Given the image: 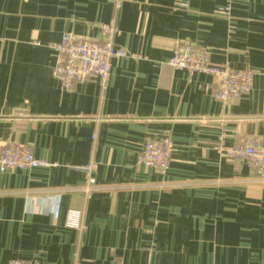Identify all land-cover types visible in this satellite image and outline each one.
I'll return each instance as SVG.
<instances>
[{"label":"crops","instance_id":"obj_1","mask_svg":"<svg viewBox=\"0 0 264 264\" xmlns=\"http://www.w3.org/2000/svg\"><path fill=\"white\" fill-rule=\"evenodd\" d=\"M121 2V7L117 3ZM0 0V144L48 163L0 172V264H264V182L225 155L264 144V0ZM116 19L102 86L53 76L66 32L95 40ZM208 48L216 65L256 71L227 103L216 78L168 64L176 46ZM170 136L166 174L138 164ZM83 229L67 227L70 211Z\"/></svg>","mask_w":264,"mask_h":264},{"label":"built area","instance_id":"obj_2","mask_svg":"<svg viewBox=\"0 0 264 264\" xmlns=\"http://www.w3.org/2000/svg\"><path fill=\"white\" fill-rule=\"evenodd\" d=\"M234 0H225L221 12L230 18ZM122 3L118 2L117 7ZM119 27L116 19L100 25L98 39L78 38L72 32H66L62 40L53 47L57 61L53 67V76L64 90H69L77 81L85 82L96 76L101 85L106 86L111 76L113 59L139 58L136 53L118 47L115 43ZM168 64L174 69L185 70L189 74L204 73L216 78L217 85L213 94L217 100L229 102L247 95L253 88L256 71L251 68L234 69L229 64L216 65L211 61L208 48L195 43L179 44L175 47ZM175 145L170 136L158 141H147L138 158V164L150 167L161 174H166L172 163ZM218 149L225 155L244 159L255 178L264 182V144L246 142L226 147L221 142ZM48 165L36 157L31 147L25 143L8 142L0 144V172L13 169H31ZM67 227L83 229L82 214L72 210L67 217ZM9 264H40L29 260L15 258ZM74 264H80L76 260Z\"/></svg>","mask_w":264,"mask_h":264}]
</instances>
